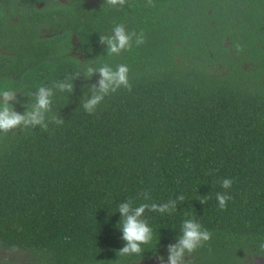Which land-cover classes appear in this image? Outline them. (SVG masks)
<instances>
[{
	"label": "trees",
	"instance_id": "1",
	"mask_svg": "<svg viewBox=\"0 0 264 264\" xmlns=\"http://www.w3.org/2000/svg\"><path fill=\"white\" fill-rule=\"evenodd\" d=\"M153 2L0 0V90L18 94L17 112L39 87L79 74L72 93L55 91L46 131L0 134V252L17 256L1 263L167 258L195 218L213 235L187 264H264V0ZM117 24L145 43L108 55L99 35ZM88 63L126 64L132 85L92 115L82 104L99 76L86 80ZM225 178L231 199L220 210ZM181 194L176 211L145 212L153 240L140 255L119 254V204Z\"/></svg>",
	"mask_w": 264,
	"mask_h": 264
},
{
	"label": "clouds",
	"instance_id": "2",
	"mask_svg": "<svg viewBox=\"0 0 264 264\" xmlns=\"http://www.w3.org/2000/svg\"><path fill=\"white\" fill-rule=\"evenodd\" d=\"M104 4L112 8H123L127 4V0H104ZM147 6L155 7L153 0H147ZM146 37L141 31H128L124 24H117L113 27L111 34H100L99 44L106 47L108 55H120L122 52L130 51L133 46L139 47L145 43ZM92 50L89 49V52ZM130 69L126 64H119L115 69L104 64L96 67L93 63L84 65V74L86 80L98 74L99 79L89 88L86 93V100L82 104L83 109L89 115L95 114L97 107L104 101L105 97L111 93L117 92L119 89L132 90L129 81ZM75 78L67 77L63 80L56 81L50 87L41 86L36 91L35 102L30 109H26L23 113L14 109V104L19 103L17 93L11 89L0 90V134L7 135L14 130H26L29 128L39 127L42 130L48 129L49 121L47 114L51 112L52 97L55 91L72 93L74 91ZM52 123L62 126L65 121L59 117H53ZM233 184L232 179L225 178L221 181V186L226 191L216 194V200L220 210L227 207V202L231 196L227 194V190ZM140 196L144 201L151 200V194L143 191ZM184 195H179L175 200H169L162 204L157 203H141L139 206L133 207L131 200L123 202L118 206L120 214V222L122 232V240L125 241L124 247L119 250L120 255H140L143 252V246L148 245L153 240V231L144 219L146 211L159 212L161 214L171 213L177 210V202H183ZM207 202V197L200 200L201 204ZM212 232L202 227L195 218L185 219L181 226V234L177 237L175 243L167 245V264H187V257L195 253L199 248L211 241ZM264 252V243L259 245ZM157 264H165V257L154 254Z\"/></svg>",
	"mask_w": 264,
	"mask_h": 264
},
{
	"label": "flooded vegetation",
	"instance_id": "3",
	"mask_svg": "<svg viewBox=\"0 0 264 264\" xmlns=\"http://www.w3.org/2000/svg\"><path fill=\"white\" fill-rule=\"evenodd\" d=\"M88 2V4H94L97 2H101L102 0H86ZM138 264H157V260L156 258H151L148 260H143L142 262L138 263ZM165 264H167V258H165ZM259 264H262L261 261H259Z\"/></svg>",
	"mask_w": 264,
	"mask_h": 264
},
{
	"label": "rangeland",
	"instance_id": "4",
	"mask_svg": "<svg viewBox=\"0 0 264 264\" xmlns=\"http://www.w3.org/2000/svg\"><path fill=\"white\" fill-rule=\"evenodd\" d=\"M0 257L3 258V259L11 260L12 258L17 257V256H14L13 253H4V252L2 253V252H0ZM21 263H23V262L22 261H20V263L18 261L15 262V264H21ZM0 264H4V263L0 262Z\"/></svg>",
	"mask_w": 264,
	"mask_h": 264
}]
</instances>
